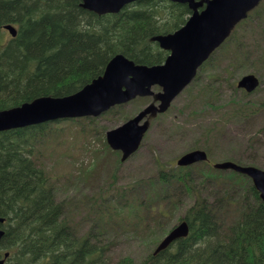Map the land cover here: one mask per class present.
<instances>
[{
  "label": "trees",
  "instance_id": "obj_1",
  "mask_svg": "<svg viewBox=\"0 0 264 264\" xmlns=\"http://www.w3.org/2000/svg\"><path fill=\"white\" fill-rule=\"evenodd\" d=\"M191 13L187 4L170 0H138L118 13L103 15L84 8L82 0H0V110L41 96L75 93L101 76L118 53L136 63L161 64L169 52L153 37L179 29ZM7 24L17 29L15 37L5 38ZM257 33L261 44L252 41L258 52L252 60L260 71L251 72L264 82L263 0L200 67L195 82L223 56H232L222 71L207 73L209 86L202 83L199 93L210 99L220 84H228L235 93L239 90L236 78L222 74H232V49L237 57L251 60L252 50L244 41ZM234 75H240L239 70ZM238 92L242 97H232L228 103L235 104L234 118L245 120L264 109V98L253 100L254 92ZM204 104L208 107L212 102ZM140 108L129 111L117 105L103 116L116 115L124 122ZM86 119L62 118L0 131V217L5 218L6 231L0 256L10 252L5 264H264V202L259 191L247 176L217 170L209 162L180 167L156 156L155 173L130 182H120L117 170L111 171L97 192L86 196L84 204L93 223L80 232L84 224L74 221L79 200L59 196L43 156L67 121L86 125L80 134L85 139L100 132L104 137L109 127L94 126L95 118ZM103 142L104 147L95 150L96 160L105 161L113 154L120 163V153ZM195 148L199 147L191 149ZM96 174L100 179V171ZM180 204H185L179 220L188 221V236L157 254L152 249L140 261L131 256L113 258L111 241L118 230L129 226L131 234L149 230L156 235L153 230L166 229ZM159 240L145 241L155 246Z\"/></svg>",
  "mask_w": 264,
  "mask_h": 264
},
{
  "label": "rangeland",
  "instance_id": "obj_2",
  "mask_svg": "<svg viewBox=\"0 0 264 264\" xmlns=\"http://www.w3.org/2000/svg\"><path fill=\"white\" fill-rule=\"evenodd\" d=\"M8 37L9 33L6 32L5 38ZM256 39L261 44L259 33L256 34V38L248 37L244 41L247 47L252 50L251 60L243 55L237 57L238 53L234 52L235 49L231 50L235 57L232 58V65L229 66L232 74H222V78L226 76L230 79H238L244 73L260 71L258 62L252 60L257 57L258 53L252 43ZM230 57H232L231 54L223 56L217 62L216 67L204 70L198 78L200 80L196 82L193 80L176 97L167 112L157 118L148 117L150 127L140 149L125 162H116L117 156L113 154L105 161L96 160L95 150L103 148V140L106 141V135L103 137L102 132L85 139L80 135L84 134L81 133V129L86 126L81 125L82 122L74 120L63 124L61 131L63 133L49 142L43 159L46 169L57 182V187L60 190L59 196L62 198L76 197L79 200L80 207L74 214V221L76 224L79 222L84 224V227H80V232L88 230L87 227L93 223L91 222L93 215L88 205L84 204L86 196L91 198V194L97 192L98 185H103L107 174L114 170H117L120 182H130L147 177L157 170L156 156H159L163 163L167 164L172 160L176 164L177 158L192 147L208 149L210 164L226 159H236V161H242L241 163H253L264 168V109L258 111L254 116L246 117L245 120H238L231 114V107L235 104L228 105V103L232 97H242L243 94L238 92L240 90L235 93L228 84H220L216 85L218 91L212 92L210 99H206L205 93H199L202 83L205 86L209 84V81H206L207 73L222 71V67L228 65ZM237 70L240 75L236 77L234 74ZM250 97L253 100L259 98L260 101L261 98H264V82ZM152 100V97H144L129 101L124 106L126 110H135L138 106L144 107ZM207 100L212 102L211 106H205L204 102ZM82 118H87V122L90 121L89 117ZM184 119L186 120L183 121ZM119 122L120 119L116 115L111 118L101 115L95 117L94 126L106 125L110 128ZM170 126L172 127L171 131ZM170 133L172 136H169ZM99 171L100 179L96 174ZM91 173L94 175H90ZM185 204L177 206V210L173 212L168 223L166 222V229L161 230L160 227H156L153 230L157 232L156 235L149 230L147 233L131 234L127 231L129 226L125 231L118 230L111 241L114 244L110 252L113 258L131 256L137 261L143 259L154 248L153 244L147 243L145 240L154 241L155 238H162L166 231L183 216Z\"/></svg>",
  "mask_w": 264,
  "mask_h": 264
},
{
  "label": "water",
  "instance_id": "obj_3",
  "mask_svg": "<svg viewBox=\"0 0 264 264\" xmlns=\"http://www.w3.org/2000/svg\"><path fill=\"white\" fill-rule=\"evenodd\" d=\"M138 0H82V6L97 14L117 13L127 4ZM186 3L193 13L180 29L154 37L159 45L171 53L163 64H137L124 54H116L107 64L103 75L80 91L64 97L42 96L20 106L0 110V131L63 117L99 116L116 104L126 103L137 96L153 95L152 87L162 88L157 94L159 104L144 107L133 118L107 132L112 148L121 150L122 159L138 150L148 123L142 121L150 114L165 112L174 98L195 78L198 68L230 35L232 29L246 18L260 0H171ZM206 4L203 10L201 6ZM12 36L17 34L11 24L5 25ZM254 73L245 74L238 81L240 88L252 92L259 85ZM208 160L205 150L186 152L178 159L179 165H190ZM219 169H233L249 176L264 201V169L241 165L234 161L214 164ZM5 219L0 217V224ZM186 220L177 224L161 240L155 253L166 249L173 241L187 236ZM5 230L0 226V241ZM0 259L5 264L6 257Z\"/></svg>",
  "mask_w": 264,
  "mask_h": 264
}]
</instances>
